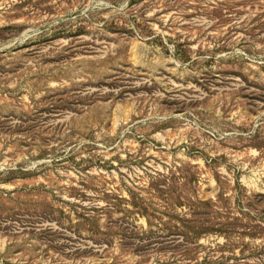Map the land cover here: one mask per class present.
<instances>
[{
  "label": "rangeland",
  "instance_id": "1",
  "mask_svg": "<svg viewBox=\"0 0 264 264\" xmlns=\"http://www.w3.org/2000/svg\"><path fill=\"white\" fill-rule=\"evenodd\" d=\"M0 264H264V0H0Z\"/></svg>",
  "mask_w": 264,
  "mask_h": 264
}]
</instances>
